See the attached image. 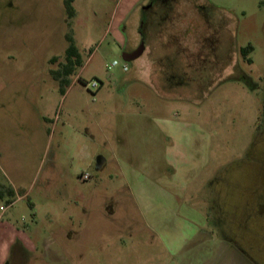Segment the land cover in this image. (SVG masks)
<instances>
[{
	"label": "rangeland",
	"instance_id": "rangeland-1",
	"mask_svg": "<svg viewBox=\"0 0 264 264\" xmlns=\"http://www.w3.org/2000/svg\"><path fill=\"white\" fill-rule=\"evenodd\" d=\"M147 1L74 0L69 20L65 0H0V192L19 194L0 234L29 240L30 264H264V214L245 209L264 204V0H193L221 31L167 27L168 49L203 51L173 80L149 51L125 58ZM67 34L82 65L63 94Z\"/></svg>",
	"mask_w": 264,
	"mask_h": 264
},
{
	"label": "flooded vegetation",
	"instance_id": "flooded-vegetation-1",
	"mask_svg": "<svg viewBox=\"0 0 264 264\" xmlns=\"http://www.w3.org/2000/svg\"><path fill=\"white\" fill-rule=\"evenodd\" d=\"M183 1H185V3H183ZM191 7L192 9V18H193V24H191V31L195 32V35L198 36L197 33L198 32V28L199 25L201 26H205L207 29V35H202L200 38L201 40L204 41V44H207L208 42H212V45L215 44V40L216 38H218L219 33L221 31V27H220V19L218 17H213L210 14L209 15H205L204 12L206 10V8H204L205 6H202L201 4L197 3L196 1L190 0V2L187 3V0H148L147 3L142 7V18H141V38H142V42L144 43V47L147 45L149 38H150V34H161V33H165V31L167 30V27L170 26V23H172L173 21V17H178L180 19H182V13H176L175 10L178 7ZM214 6V5H212ZM184 13V12H183ZM177 14V15H176ZM200 22L203 24H200ZM188 30H185L183 33L182 37L184 36V34L186 35V32ZM209 38V39H207ZM179 48L177 51V56L174 59H168L167 61V68L169 70H177V74L178 71L182 72L183 69V62H182V58H189L190 60H195V65H193V62L189 63V68L191 67L192 70H195V66L198 65V62L202 60V56L201 54L203 53L202 49L199 51L198 49L196 51H187L186 48H182L181 47V42L179 41ZM197 44V43H196ZM209 45V44H208ZM210 48V46H209ZM215 49L214 46L211 47L212 51ZM185 50V51H184ZM211 51V52H212ZM215 51V50H214ZM136 52V51H135ZM200 52V53H199ZM211 54V53H210ZM131 55H126L125 58L126 60L130 58ZM131 62V61H130ZM64 63H65V59H64ZM177 74H176V78H177ZM256 193V192H255ZM260 193L257 192V196ZM252 202V200H251ZM246 206V211L249 214H252L250 216V219L248 221H258V219L262 218V215L264 214V204L261 202V205L258 201V198L255 196L254 198V206L251 205H245ZM246 218V217H245ZM248 232H251L252 234L254 233L253 230L251 229V224L249 223V225L247 226V233H245V236H242L243 238V242L247 243V235H249ZM258 231H256L257 233ZM247 247V245L245 246ZM249 248L252 249V246L248 245ZM251 260V259H250Z\"/></svg>",
	"mask_w": 264,
	"mask_h": 264
},
{
	"label": "crops",
	"instance_id": "crops-1",
	"mask_svg": "<svg viewBox=\"0 0 264 264\" xmlns=\"http://www.w3.org/2000/svg\"><path fill=\"white\" fill-rule=\"evenodd\" d=\"M175 12L177 14L179 12L182 13V16L184 13H188V16L191 17V24H193L194 20L192 18L193 16L191 7H178ZM172 22H174V24L176 22H180V18L173 17ZM167 43L168 40L164 33H161L159 35L150 34L149 41L145 47V51L143 54H146L149 51L147 54L153 61V65L159 67L157 73L155 74L158 75V72H164L162 73L163 75H167L168 78H170L168 75H171L173 80L176 79L175 76L177 74V70H169L166 66V62L168 61V59H174L177 56L178 48L172 47L168 49ZM8 189L14 192V197L19 195L14 186ZM8 189L0 192V197H10L7 193ZM18 235L19 233H15L14 230L9 227H6L2 230L0 234V264H30L36 257H38V249L34 245L30 244L29 240H22L18 237ZM45 252L46 262H51V254L53 251H51L50 246L45 247ZM15 257H17L16 260L14 259Z\"/></svg>",
	"mask_w": 264,
	"mask_h": 264
},
{
	"label": "trees",
	"instance_id": "trees-1",
	"mask_svg": "<svg viewBox=\"0 0 264 264\" xmlns=\"http://www.w3.org/2000/svg\"><path fill=\"white\" fill-rule=\"evenodd\" d=\"M73 3L74 0H65V8L69 20L73 19L76 16V11L73 7ZM66 39L69 45L66 50L65 63L62 65L61 70L55 71L53 73V78L59 83L60 90L63 94H65L66 88L71 83L70 77H72L77 69L82 65L80 51L76 46L72 35L67 34ZM248 52L249 48L244 49L241 53L243 56H245L246 54H248ZM248 62H251V60L248 59ZM7 193L10 197H14L13 191L8 189Z\"/></svg>",
	"mask_w": 264,
	"mask_h": 264
},
{
	"label": "built area",
	"instance_id": "built-area-1",
	"mask_svg": "<svg viewBox=\"0 0 264 264\" xmlns=\"http://www.w3.org/2000/svg\"><path fill=\"white\" fill-rule=\"evenodd\" d=\"M89 87L92 89V90H97L99 88V85L96 81H93L89 84ZM91 178L90 174L88 173H84L82 176H81V179L82 181H88L89 179ZM6 210L5 207H1V211L4 212Z\"/></svg>",
	"mask_w": 264,
	"mask_h": 264
},
{
	"label": "water",
	"instance_id": "water-1",
	"mask_svg": "<svg viewBox=\"0 0 264 264\" xmlns=\"http://www.w3.org/2000/svg\"><path fill=\"white\" fill-rule=\"evenodd\" d=\"M144 51H145V47L142 46L140 49H138V51H136V53H134L132 56H130V58L127 59V61L130 62V61H134V60L140 58L143 55Z\"/></svg>",
	"mask_w": 264,
	"mask_h": 264
}]
</instances>
